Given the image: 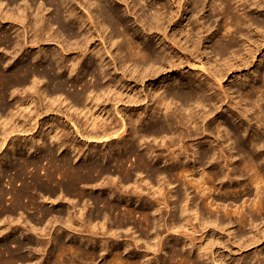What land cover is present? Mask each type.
<instances>
[{
    "label": "bare ground",
    "instance_id": "obj_1",
    "mask_svg": "<svg viewBox=\"0 0 264 264\" xmlns=\"http://www.w3.org/2000/svg\"><path fill=\"white\" fill-rule=\"evenodd\" d=\"M114 1L115 0H0V51L2 53L0 54V118L5 116L7 119L9 113L13 110L9 108L10 105L8 101H6V97L10 96L14 99L13 95L20 91V93H24V96H20V98L13 103L17 104L18 114L22 112L26 113L21 117V123L15 122V120L10 123L8 120L9 118L7 119L9 122L6 120L3 121V118L2 120L0 119V121H3L2 124L0 123V142L5 144L8 135L15 132L23 133L28 131L27 133H29V131L33 130L35 127H33V125L29 126L30 123H26L27 115L33 118L55 111V116H62L65 114L68 122H72V117L68 114V111L72 110L76 115L83 113L84 118L83 126L80 125V127L82 126L83 128L76 126L73 122L71 123L76 129V134L93 142L98 141L100 145L105 143L106 146H109L106 148V151H104L103 156H100L102 159L106 160V162L103 163L92 161L93 158L99 156V152L93 151L89 146L86 148L85 152L83 148H75L76 146L71 148L69 145V148H71L69 153L73 155V159H89L88 163L85 164H78L77 162L73 164L68 156L63 155L59 158L56 155L57 152L60 153V151H64V144L61 138H63L65 131L62 132V128L56 125H49L46 130L43 129L44 131L41 133L40 137L39 134L31 135L33 142L41 140V143L35 146L32 143L30 147H25V152L33 150V153L35 152L37 155L39 151L47 146L43 156L46 157L49 163L54 165V171L46 174V181H43L40 176L34 174L33 183L31 185L23 186L19 189H10L12 190L11 198L15 201L14 206L11 208L2 206L3 195L6 194V191L3 188L0 189V205L2 206L0 209V221L2 222L5 217H8L6 224L9 225L4 228L0 222V230L2 229L0 231V238H12L10 244L4 243L0 246V264H165L168 260L171 261V264H206V261L209 259H212V262L216 261L215 252L211 250L212 248L210 249V244L192 243L193 241L191 242L189 238V242L182 241L174 236L172 232H183L184 230L189 232L188 230L190 228L193 230L197 225L198 227L200 226V228L202 226L212 225L213 230L216 229V225H221L222 228H220L224 229L229 227L231 223H234L232 221L233 214H236L234 216L236 224L253 234L249 240L252 241L259 235L258 231L254 232V216H247L245 211L240 210L241 208H238L239 210L228 211V209L233 208L227 209L226 207L222 212L210 208L213 205L208 202L209 199L206 202V198L208 197L206 196L205 198V195L208 188L205 186V183H196L194 181L195 184H193L192 187L193 192L188 191L190 187L189 184L193 181V179L190 178V174L194 173V170H196L195 172L197 173V169L201 165L211 162V166L216 165L222 168V161L218 158H214L217 148L213 146V142L210 141V138L209 140H204V142L198 139L202 136L200 135L201 131L202 133L210 134L208 121L216 120L218 128L221 126L225 127L226 135L230 136L232 133L230 137L233 138L232 149H235V152H232L231 149H228V154L225 152L223 167L232 166L230 168L235 171V174H239V179L245 176L249 179L250 186H256V189H253L256 190L257 200H255V203L252 202L254 203L253 208L254 211L260 214L262 219H264V137L260 135L258 131L254 132L251 129L253 120H258L255 123L259 122L257 129H264V89L261 88L259 80L255 78L253 83L251 82L252 84H250L248 88L246 87L247 89L244 88L243 91L238 92L242 93L240 94L241 97L239 96V101H236L232 97L229 98L230 94L227 92L228 90L224 91L221 87L222 93L220 89V91H218V85H216V82L220 81L217 80L218 78L225 76L229 70L233 68L236 69L240 66L250 65H247L248 61H253L256 55H260L262 51L261 49L264 46V30L261 28L262 31H260V29L256 27L258 31L255 29V33L254 31L251 32V27L259 26V24H253L251 22L246 10L249 6L250 8L252 6L255 8L257 0H254L255 2L253 0H219L220 5L223 4L225 12L229 15L223 22L224 34L227 36L231 29L233 32L228 36V41L226 43L220 42L219 39L214 40V43L218 44V46L214 49L211 45V50L207 47H205L204 50L201 49L204 42L207 43L209 41L207 31L210 26H205L198 22L199 25L193 27L190 21H184V24H181V28L174 29L172 33L168 32V28H170L172 24L175 25L178 23L177 20L174 21V18L177 17V14L180 15L179 9L181 7L179 5L173 10L174 8L165 2H159V7L145 4V8L142 7L143 4H141L143 0H123V2L127 1V6L123 10L118 4H115ZM186 1L187 0H185V2ZM189 2L190 0L187 4H189ZM191 2L198 7L202 0H191ZM231 2H233V4ZM37 3L38 5H36ZM248 3H251V5ZM47 4L49 6H46ZM7 5H15V11L6 9ZM223 6L220 8H223ZM213 9H215V7H213ZM233 10L236 11L237 16H233ZM240 10L242 13H237ZM126 13L134 14L135 21L142 26V35L127 24ZM184 15L185 13L180 15L181 20H183ZM200 19L201 18H199V20ZM5 20H7V22H4ZM15 22L19 25L16 26V24H14ZM247 25L248 28L251 29L249 32L252 33V36H249L248 31L246 33L241 32L242 27ZM237 34L242 35V38L243 34H245L242 42L237 39ZM63 36H65V38ZM154 38H157V41L154 40ZM66 39H74V42H68ZM96 39H98V42H94V44L96 43L94 46L91 42ZM46 40L47 42H51L52 40H57V42L60 41V43L64 44V49L66 50L76 48V56L66 59L65 56L60 55V51L56 48L42 47L41 43ZM91 45H93L92 48ZM59 46L63 48L62 45ZM33 47H37V51L33 52ZM107 48H113L116 53L112 55ZM29 49L31 50L29 51ZM242 50L244 52H241ZM228 51L234 53L236 61L233 62L234 57H232L231 54L232 58H227L225 62L223 60L222 66H217L218 63H215L217 60L212 59L211 53L219 56V62L221 63V59H226L223 57L224 52ZM200 56L207 58V64L211 66V69L202 64L203 62H201ZM107 57H111L114 63L118 65L124 78L128 76L135 81H144L146 78L150 79L153 76L162 75V82L157 87L152 86L153 83H151L152 87L148 93H143L138 90L134 91L133 88H130L128 92L124 93L122 91L124 85L120 84V86H118V81L114 83L111 80L112 76L109 70L110 63L106 61ZM195 62H199V68L198 66L195 67ZM173 74H175V76H173ZM86 77H89V79L85 80ZM69 81L71 82L70 87L76 86V91H73L72 94H66L65 91ZM261 81L264 82V76ZM78 85H82V87L79 88ZM109 95H116L121 99L124 97L123 99L126 100L124 103L128 106L145 102L146 99L148 101L150 100L152 104H156V106L152 108L151 117L146 121H143V117L139 114L138 116L136 115L135 121L132 120L131 115H126L129 120V123H127L124 119L125 117L123 118L118 108L116 109L115 116L109 118V121H104L101 115L92 119L91 117L98 112L96 107L99 105V100ZM62 104H65L66 107L63 114L59 113ZM173 104L174 107H178L182 111L190 110V113H192L191 117L193 115L194 130L193 132L184 130L187 132H184L186 134L184 137L185 139L186 137H190L189 139L194 143L192 146L190 145V148H188L189 146L183 147L180 145V153L170 152V156L172 157L169 161V158L167 159L169 155L161 157L162 155L152 149L151 146H149L150 144L147 143L148 145H146L145 143L146 146H144L142 143L146 140L148 141L149 137H153L152 139L156 140L157 137L165 138L167 136L174 123L173 117H176L172 115L173 117L171 118L169 114L172 111ZM224 106H228V111H230L233 116H236L237 119L241 118L240 120L244 123L242 124L244 125V130L242 132V129L231 128L228 125L229 123H227L225 119H222L221 116L225 113ZM239 106H241V108ZM131 108L132 107H130V109ZM116 116H119L121 120H118ZM219 117L221 118L218 119ZM179 120L182 126L186 124L183 117H180ZM187 121L189 122V120ZM36 123L38 122L36 121ZM250 130H252V132H250ZM199 131L200 133L198 134ZM123 133H125V135H123ZM45 136L49 137V144L44 141ZM180 136L182 135L180 134ZM161 138L159 141H161ZM241 139L244 141H240ZM14 142L13 140L12 143ZM246 142L253 145V148L250 149L248 148L249 146L246 147ZM1 143L0 145L2 146ZM52 143L55 150L49 146ZM203 143L212 144L211 149L206 151V149L202 147ZM173 144L174 139L170 138L169 143L166 145L171 147ZM141 146L144 147V153H138L135 162L128 167L127 161L131 159V156L136 154V150ZM16 147L15 144L11 147L13 149L11 159L1 162L0 172L4 171L3 164H8V162L14 167L20 166L18 172H21V174H23L27 164H32L35 168L37 167V162L34 160L24 161L23 165L22 163H16L17 158L15 155L16 152L19 151V148L17 150ZM64 148L66 149V147ZM114 149L118 150V152L120 151L121 154L125 153V155L113 157ZM225 150L221 148L220 152L223 154ZM169 151L170 150H168V152ZM189 151L191 152L188 153ZM151 154H154V157L157 159L161 157L164 164L167 165V169L155 164L156 162L153 163V160L149 158L152 156ZM190 155L192 156L191 161L187 160V158L190 159ZM209 159H211V161ZM109 160L114 162L115 170H112L107 164ZM215 170L211 173L213 177L220 176L221 178H228L230 183H234V177L236 176L232 177V173H219ZM60 171L63 172L60 173ZM226 171H228V168ZM142 173L146 174L148 177V181L146 180L144 184L142 182L145 178H142L139 183L138 181L140 178H137V176H141ZM115 174H118L116 175L118 177L117 180H115ZM56 175L62 176V179L64 177L66 180H62L59 176L56 178ZM104 177H106L105 179H108V181L102 180L101 183L100 179H104ZM173 177L177 178L180 186L177 189H170V195H167L170 200L173 198L169 203L170 205H168L170 207V218L166 223L160 224L161 222H157L156 213H158L159 206L166 203L160 199L164 200V195L168 192L167 187L171 188V186H167V190H164L163 184H166V181L168 182V179ZM239 181L240 180H237V182ZM131 182L133 183L132 187L134 192L139 193V197L147 191L144 194V196L147 194V197H141L142 205L145 207L148 206V209L145 211H139V216L142 217L141 221H139L140 219L136 220L132 217V214H135L133 210L122 211L124 214H114L119 205L109 198L113 196V190L117 188L122 189V187L119 186L123 185L120 184ZM10 184H12V182ZM80 185H83V187L91 186V188L94 190L97 189L98 191L102 190L101 195L88 198V200H92V203H95L96 206L100 203H102L100 204V206H102H97L94 212L90 210V212L84 215L82 210L79 209V213L76 211L77 207L80 206H77V203L75 204L74 202L72 205L67 204L69 206L65 207L66 210L59 209L57 211L58 216L52 215L51 218L52 212L43 210L42 208L40 212H37L41 213V216L36 218L29 219L28 216L24 217V215L20 214V218L22 219V224L19 223L22 227L21 231L13 227L12 224L14 221H12L13 219H9V217L11 218L13 214L19 211L23 213L27 208H30L31 205L37 209V207L41 205L40 201L37 203L40 198L41 200L45 199L48 201L50 206L61 204L63 198L72 192H76V196L79 199H77V201L85 199L88 193L86 194L84 191L85 188H80ZM228 186H230V184ZM104 192H107V196L103 195ZM155 194L157 195L155 196ZM150 195L156 200H152V198L149 197ZM254 196L255 195H253V197ZM114 197L113 199L115 200ZM121 198V195H117V199L120 200ZM42 202H44V200ZM235 202L233 200L232 203ZM90 203L88 205H91ZM156 204L157 207L155 206ZM165 205H167V203ZM230 205L232 204L230 203ZM234 205L237 207V203ZM217 207L218 206H216V208ZM73 208L76 212L75 215L71 213V209L73 210ZM80 208L82 209V207ZM108 210H112L113 215L110 216ZM60 218H64V225H66L68 229H72L70 231H73V229L76 231L81 230L85 231L86 234H83L84 232L80 234L77 232L70 233V231L67 232L65 229L56 230L55 228L54 230L53 227V231H51L46 227L47 230L41 226V228L35 226L36 224L54 225L62 221L59 220ZM7 219H5V222ZM193 219H195V221L197 220V225H194ZM95 221H97L98 224L94 223ZM26 225H29L30 228L27 229ZM161 225L169 232L165 237L161 236ZM135 228L138 229L135 230ZM5 230L7 232H5ZM125 232H128L126 235L129 236V239L127 240L124 237L125 239L119 240ZM227 233L237 237L239 240L244 238L242 233L238 234L235 230ZM99 234H101L102 237H100ZM15 235L18 237L16 238ZM85 235H87V238ZM43 236L48 237V242L45 240L48 244H46L45 241L42 242L41 237ZM210 237L211 236H209L208 239H210ZM64 238L71 240L70 245H66L67 243H65ZM26 239L34 241V246H28L25 242ZM215 240L216 238L213 239L212 235L210 242H215ZM140 241H142V244H140ZM217 242L218 244L222 243V239L217 238L216 243ZM143 246L145 251L140 250ZM158 252H160V254L156 255L155 253ZM149 254L151 256H149ZM257 254V256H259L258 260H254L255 256L249 255L245 258L244 264H246V262H248L247 264H263L264 248L258 251ZM217 259L219 264H238L236 263L237 261L230 262V260L224 256H219Z\"/></svg>",
    "mask_w": 264,
    "mask_h": 264
},
{
    "label": "rangeland",
    "instance_id": "obj_2",
    "mask_svg": "<svg viewBox=\"0 0 264 264\" xmlns=\"http://www.w3.org/2000/svg\"><path fill=\"white\" fill-rule=\"evenodd\" d=\"M130 1V0H129ZM144 1V2H143ZM142 2H141V4H143V6L142 7H145L146 8V5L145 4H148V5H152V6H154V7H159V2H165L166 4H168V5H170L172 8H174L173 10H175L176 8L175 7H177L178 5L181 7L179 10V13H180V15L181 14H184L185 13V15H184V18H183V20H181L180 19V15L179 14H177V17L176 18H174V21H178V23L177 24H172L171 26H170V28H168V32L169 33H172V31L174 30V29H179V28H181V24H184V21H190L192 24V26L193 27H197L199 24H198V22H200L202 25H205V26H210V28L208 29V31H207V35H209V41L206 43V42H204V45L203 46H201V49L202 50H204V48L205 47H207L209 50H211V45L213 46V48L215 49L216 48V46H218V44H216V43H214V40H216V39H219L220 40V42H222V43H226L227 41H228V36L229 35H231V33L233 32V30L231 29L230 30V32L228 33V35L226 36L224 33H225V31H224V28H223V22L228 18V14L225 12V10H224V6H223V4L222 5H220V1L219 0H202V2L200 3V5L198 6V7H196L194 4H193V2H191V0H190V2H189V4H187V2L189 1V0H187L186 2H185V0H143ZM168 1V2H167ZM217 2V4H216V2ZM254 1V0H253ZM256 1V0H255ZM254 1V2H255ZM126 2L127 1H124L123 2V0H115L114 1V3L115 4H118V6L121 8V9H125V7L127 6V4H126ZM177 3H179V4H177ZM180 3H181V5H180ZM193 5H192V4ZM232 4H233V2H231ZM252 3V2H251ZM251 3H248V4H250L251 5ZM256 3H257V5L255 6V8H254V6H252L251 8H250V6L249 7H247V12H248V14H249V19L251 20V22L254 24V23H256V24H259V26H252L251 27V29H252V31L251 32H253L254 31V33L256 32L255 31V29L258 31V29H260V31H262V30H264L263 29V27H264V1H262V0H257L256 1ZM261 5H260V4ZM126 4V5H125ZM157 4H158V6H157ZM177 4V5H176ZM185 4H187V5H185ZM253 4V3H252ZM36 5H38V3L36 4ZM189 5V6H188ZM191 5V6H190ZM220 5V6H219ZM263 5V6H262ZM46 6H49L48 4L46 5ZM184 8H183V7ZM223 6V8H220V7H222ZM8 7V8H7ZM10 7V8H9ZM195 7V8H194ZM213 7H215V9H213ZM259 7H261V8H259ZM13 8V9H12ZM186 8V9H185ZM263 8V9H262ZM6 9H8L9 11H15V9H16V6L15 5H7L6 6ZM183 11V12H182ZM186 11V12H185ZM234 12H233V16H237V14H236V11L235 10H233ZM237 13H242V11L240 10V11H238ZM227 16V17H226ZM226 17V18H225ZM126 18H127V24L133 29V30H137L138 32H140L141 33V35H142V26H141V24L139 23L138 24V22H136L135 21V16H134V14L132 13V14H127L126 13ZM199 18H201L200 20H199ZM198 19V20H197ZM4 22H7V20H5ZM185 22V23H186ZM14 24H16V22L14 23ZM246 24H248V23H246ZM19 24H16V26H18ZM262 26V27H261ZM246 27V28H245ZM258 29H257V28ZM248 25L247 26H243L242 27V30H241V32H243V33H246L247 31H248V34H249V36H252V33L251 32H249V30H251L250 28H248ZM261 28H262V30H261ZM206 34V33H205ZM64 38H65V36H63ZM245 37V34H243V38ZM243 38H242V35H238L237 34V39L240 41V42H242V40H243ZM68 42H71V43H73L74 42V39H66ZM154 40H156L157 41V38H154ZM51 41V40H50ZM94 42H98V39H96L95 41H92L91 42V44L93 43L94 44ZM95 43V44H96ZM95 44H94V46H95ZM59 45H62V47L63 48H61V46H59ZM108 45V44H107ZM41 46L43 47H51V48H56V49H58L59 51H60V55H62V56H65L66 57V59H68V58H71V57H75L76 56V48L74 49H69V50H66V49H64V44L63 43H60V41H58L57 42V40H52L51 42H47V40L46 41H43L42 43H41ZM93 47V45H91V48ZM108 47H109V45H108ZM37 47H33V52H35V51H37ZM107 49H109V48H107ZM31 49H29V51H30ZM262 51H261V53H260V55H256V58L255 59H253V61L252 60H250V61H248V63H247V65L248 64H250V65H248V66H240L239 68H233L232 70H229V72L225 75V76H223V77H221V78H218L217 80H220L219 82L217 81L216 82V85H218L217 86V89H218V91H220L222 88H223V90L224 91H227L230 95H229V98L230 97H232V98H234L236 101L238 100V99H240V94L242 93V92H240V93H238L239 91H243L244 90V88L245 89H247L248 88V86L250 85V84H252L253 83V80L255 79V78H257V80H259V83L261 84V88L262 89H264V82L263 81H261V79L263 78V76H264V60H263V57H264V46L262 47V49H261ZM12 51V50H11ZM109 51H110V53L112 54V55H114L116 52L113 50V48H110L109 49ZM241 52H244L243 50L241 51ZM240 52V53H241ZM0 54H2L1 53V51H0ZM231 54H232V57H234L235 55H234V53H232L231 51H228V52H224V55H223V57L224 58H226V59H221V63L219 62L220 61V59H219V56H217V55H215V54H213V53H211V56H212V59L213 60H217L215 63L217 64V66H222V64H223V60H224V62L225 61H227V58H232L231 57ZM217 57V58H216ZM236 57V56H235ZM235 57H234V59H233V62H235L236 60H235ZM262 57V58H261ZM237 58H238V56H237ZM261 58V59H260ZM200 59H201V62H203L202 64L203 65H206V67H208V68H210L211 69V66L210 65H208L207 64V58L206 57H202V56H200ZM262 62H261V61ZM106 61H108V63H110V66H109V70H110V75L112 76V78H111V80L115 83L116 81H118V83H117V85L118 86H120V84H122V85H124V87L122 88V91L124 92V93H126V92H128L129 90H130V88H133L134 89V91L135 90H138V91H141V92H143V93H148L149 92V90L151 89V87L152 86H154V87H157V86H159L160 84H161V80L163 79L161 76L162 75H157V76H153L152 78H146L144 81H141V80H137V81H135V80H133V78L131 79V78H129L128 76H126L125 78H124V76H123V73H122V71H121V69L118 67V65L117 64H115L114 63V61H113V59H111V57H107L106 58ZM205 63V64H204ZM220 63V64H219ZM69 64V63H68ZM198 66V68H199V66H200V64H199V62H195V67H197ZM195 69H197V68H195ZM199 70V69H198ZM255 72V73H254ZM251 74V75H250ZM255 75V76H254ZM172 76V75H171ZM173 76H175V74H173ZM234 77V78H233ZM245 77V78H244ZM164 78H166V77H164ZM89 79V77L87 78L86 77V79L85 80H88ZM242 79V80H241ZM153 80V81H152ZM252 82V83H251ZM92 83V82H91ZM151 83H153V85L151 86ZM155 83V84H154ZM241 83H242V85H241ZM263 83V84H262ZM81 84V83H80ZM224 84V85H223ZM70 85H71V82L69 81L68 82V86L66 87V94H72L73 93V91H76V86H72V87H70ZM82 85H83V82H82ZM82 85H78L79 86V88H81L82 87ZM127 85V86H126ZM222 87V88H221ZM247 87V88H246ZM221 88V89H220ZM220 89V90H219ZM21 92V91H20ZM15 93L13 96H14V99H12L10 96H7L6 97V101H8V104L10 105L9 106V108L12 110V112L11 113H9V115H11V116H9L8 115V120L10 121V123H11V121H14L15 120V122H20V120L22 119L21 117L23 116V114H26L25 112H22V113H20V114H18V110H17V104L15 103H13L14 101H16L18 98H20V96H24V93ZM220 92H222L223 93V91L221 90ZM125 95V94H124ZM240 96V97H239ZM28 98V97H27ZM124 98V97H123ZM122 98V99H123ZM120 97H117L116 95H113V96H111V95H109V96H106L105 98H101L100 100H99V105L96 107V110L98 111V112H96L94 115H93V117H91L92 119H95L97 116H102L103 117V119H104V121H106V120H108L109 121V118H111V117H113V116H115V113H116V109L118 108L119 109V111H120V113L122 114V116H123V118L126 120V122L127 123H129V120L127 119V117L129 116V115H131V117H132V120H136V117L138 116V114L141 116V117H143L142 118V120L143 121H146L147 119H149L150 117H151V112H152V108L153 107H155L156 106V104H152V102L149 100H145V102H142V103H138L137 105H127V104H125L124 103V101H126L125 99H123L122 100ZM10 101V102H9ZM227 101V100H226ZM239 101V100H238ZM147 102V103H146ZM0 103H1V100H0ZM226 103V102H225ZM13 104V105H12ZM224 105V104H223ZM177 106H178V104H177ZM130 107H132L131 109H130ZM240 108H241V106H239ZM53 108H55V107H53ZM173 108H174V110H173ZM178 107H174V104H173V106H172V111L169 113L170 114V117L172 118L173 116L172 115H174V116H176V117H173V121H174V123H173V126H172V130L170 129V132L167 134V136L165 137V138H161V137H157L156 138V140L154 139H152L153 137H149L148 138V141L146 140L144 143H142V145L144 144V146H146V145H148V144H150L149 146H151V148L152 149H154V150H156L157 151V153L158 154H160V155H162L161 157H163V156H167V155H169L168 157H167V159L170 161L171 160V157L172 156H170V152H175V153H180V151H181V146H183V147H188V148H190V145L192 146V144L194 143L191 139H189L190 137H186V139H185V137L184 136H186V134L185 133H187L188 131H191V132H193V127H194V121L192 120V117H193V115H192V117H191V114L192 113H190V110H180V108H178ZM65 109H66V107H65V104H62V106L60 107V112L59 113H64V111H65ZM180 111H181V115H180ZM186 111V112H185ZM224 111H225V113L224 114H222L223 116H221L222 117V119H225L226 120V122L227 123H229L228 125L231 127V128H233V129H242L241 130V132L244 130L243 129V126L244 125H242V124H244L243 122H242V120H240L241 118H236V116H233L232 115V113L230 112V111H228V106H224ZM228 111V112H227ZM251 112V111H250ZM184 113H186V114H184ZM55 111H53V112H48L47 114H42L40 117H33V118H31V116L30 115H27L26 116V123H30L29 124V126H32L33 125V127H35V128H33V130H31V131H29V133H27L28 131H25V132H23V133H19V132H15V133H13V134H11V135H8V137H7V141H6V143L5 144H3V143H1L2 144V146L0 145V167H1V162H3V161H9L10 159H11V155H12V146H13V144H15V147H16V149L18 150V148H19V151H17L16 152V155H15V157L17 158V160H16V163L18 162V163H22V165H23V163H24V161L25 162H27V161H31V160H34V161H36L37 162V164H36V168H35V166L33 165L32 166V164H27V166H26V168H25V170L23 171V174H21V172H18L19 171V167L20 166H18V167H14L13 165H10L9 164V162H8V164H3V169H4V171L3 172H0V189L1 188H3L5 191H6V194L5 195H3V199H2V206L3 207H7V208H11V207H13L14 206V204H15V201H14V199L13 198H11V195H12V190H10V189H12V188H16V189H19V188H22L23 186H28V185H31L32 183H33V178H34V174L35 175H37V176H40L41 177V179H43V181H46V174L47 173H49V172H53L54 171V165L52 164V163H49V161L46 159V157L45 156H43V154L45 153V148L47 149V146H45L44 148H43V150H41V151H39V153L36 155L35 154V152L33 153V150H30V151H28V152H25V147L26 148H28V147H30V145L33 143V145L35 146V145H38V143H41V140H36V142H33L32 141V139H31V135L32 134H39V137L41 136V133H43V131L44 130H46L48 127H49V125L51 126V125H56V126H59L60 128H62L63 130H62V132H64V135H63V138H61V141H62V143L64 144L63 145V152H61L60 151V153L59 152H57V157H62L63 155H66V156H68L69 157V159L71 160V162L73 163V164H76V162L78 163V164H85V163H88V161H89V159H80V158H75V159H73V155L72 154H70L69 152H70V150H71V148L74 146H76L75 148H83V150L86 152V148L89 146L90 147V149H92L93 151H98L99 152V156H97V157H95V158H93L92 159V161H96V162H103V163H105L106 162V160H104V159H102V157H100L101 155L103 156V153H104V151H106V148H108L109 146H106L105 145V143L103 144V145H100V143L98 142V141H95V142H93V141H91V140H87L86 138H84V137H81V135H79V134H76V132H75V128H74V126L71 124L72 122L73 123H75L76 124V126H78V127H80V125H82L83 126V124H84V118H83V113L82 114H80V115H76L75 113H73L72 112V110H69L68 111V114L69 115H71V117H72V122L71 121H69L68 122V119H67V117L65 116V114H63L62 116L61 115H57V116H55ZM135 114V115H134ZM190 114V115H189ZM250 114V113H249ZM126 115H128V116H126ZM137 115V116H136ZM178 116V117H177ZM11 117V118H10ZM14 119H13V118ZM180 117L182 118L183 117V119H185L184 121L186 122V124H183V126H182V124L180 123ZM189 117V118H188ZM221 117H219L218 119H220ZM231 117H233V118H231ZM234 117H235V119H234ZM2 118H3V121L4 120H6V121H8L7 119H6V117L5 116H3V117H1L0 119L2 120ZM5 118V119H4ZM38 118V119H37ZM116 118L119 120L120 119V117L118 116H116ZM12 119V120H11ZM237 119V120H236ZM121 120V119H120ZM125 120H124V122H125ZM175 120H176V122H175ZM187 120H189V122L187 121ZM239 120V121H238ZM3 121H0V123L2 124V122ZM8 121V122H9ZM36 121L38 122V123H36ZM133 121V122H134ZM258 121V120H257ZM256 120H253V122L251 123L252 125V127H251V129L254 131V132H259L260 133V135H262L263 137H264V129H257V127L259 126V122L258 123H255V122H257ZM122 122V121H121ZM191 122V123H190ZM214 122V123H213ZM21 123V122H20ZM179 123V124H178ZM1 124H0V126H1ZM37 124V125H36ZM189 124H193L192 126L191 125H189ZM128 125V124H127ZM187 125V126H186ZM215 125H216V127H215ZM257 125V126H256ZM80 127V128H83V127ZM129 126V125H128ZM191 128H189V127ZM210 126V127H209ZM185 127V128H184ZM184 128V129H183ZM208 128H209V133L210 134H206V133H202V131H201V133H200V131L198 132V134L200 133V135H202V136H200V135H198V136H200L198 139L201 141V142H204V140H209V138H210V141L211 142H213L212 144H213V146H216V150H215V152H216V154H215V156H214V158H218V159H220L221 161H222V168H219V167H217L216 165H214L215 166V168H214V166H211V162H209V163H206L205 165H201L200 167L202 168H198L197 169V173L195 172L196 170H194L193 172L194 173H191L190 175V178L191 179H193V181L191 182V184H189V188H188V191L189 192H193V184H195V182L197 183V182H203V183H205V186L208 188V190L206 191V195H205V198H206V196L208 197V198H206V202H207V200L209 199V203H212V205L213 206H211L210 208H214V210L215 209H217V211H220V212H222V210H224V208H226L227 207V209L228 208H233V209H228V211L229 210H239L238 208H241L240 210H243V211H245V213H247V216H249V215H251L252 217H253V219H254V223L253 224H255L254 226H255V231L254 232H256V231H258L257 233L259 234L254 240H249V238L250 237H252V235L253 234H251V233H249L248 232V230H245V229H243L242 227H240L238 224H236V222L234 221L235 220V215L233 214L232 215V221L234 222V223H231L230 225H229V227H227V228H224V229H221L222 228V226L221 225H216V229H212V225H207V226H202L201 228H200V226L198 227V222H197V220L195 221V219H193V222H194V225H197V227H194L193 228V230L191 229H189L188 231L190 232V235H189V232H187L186 230H184L183 232H181V231H175L174 233L172 232V234L174 235V236H176L177 238H179L180 240H182V241H187V242H189V240L192 242V243H197V244H210V249L212 250V251H214L215 252V258H216V261L215 262H212V259H209V260H207L206 261V264H219V261H218V259L217 258H219V256H224L225 258H227V259H229L230 260V262H232V261H237L236 263H238V264H244L245 262H244V260H245V258L247 257V256H249V255H251V256H255L254 257V260H258L259 259V256H257L258 254H257V252L258 251H260L262 248H264V225H263V223H264V219H262V217L260 216V214H257L255 211H254V203L256 202L255 200H257V196H256V186H254V185H249V183H250V181H249V179H247V177H240V179H239V177H238V175L239 174H235V171L234 170H232L230 167H232V166H229V167H223V162H224V159H225V157H224V154H225V152L228 154V149H231L232 150V152H235V149H232V147H233V142H232V139L233 138H230L231 137V135H232V133L230 134V136L229 135H226V130H225V127H223V126H221V127H219L218 128V126H217V124H216V120H212V121H208ZM223 128V129H222ZM35 129V130H34ZM44 129V130H43ZM219 129V130H218ZM181 130H182V132H181ZM187 131V132H185V131ZM252 130H250V132H252ZM179 131H180V133H179ZM120 132V131H119ZM173 132V133H172ZM185 132V133H184ZM219 133V135H218V133ZM221 132V133H220ZM176 133V134H175ZM178 133V134H177ZM24 134H26V135H24ZM30 134V135H29ZM174 134H175V137H174ZM180 134L182 135V136H180ZM214 136H212V135ZM123 135H125V133H123ZM206 135V136H205ZM209 135V136H208ZM10 136V137H9ZM13 136V137H12ZM18 137V138H16V137ZM192 136H193V134H192ZM22 137V138H21ZM169 137V138H168ZM177 137H178V139H177ZM180 137V138H179ZM183 137H184V139H183ZM202 137V138H201ZM206 137H208V138H206ZM243 137V136H242ZM15 138V139H14ZM20 138V139H19ZM159 138V139H158ZM160 138H161V141H159L160 140ZM170 138H173L174 139V144L173 145H171V147L169 146V145H166V144H168L169 143V141H170ZM188 138V139H187ZM216 138V139H215ZM244 138V137H243ZM15 141L14 143H12V141L13 140ZM64 139V140H63ZM67 139V140H66ZM168 139V140H167ZM182 139H183V141H182ZM228 139V140H227ZM11 141V142H10ZM16 141H18V142H16ZM44 141H46L48 144H49V137L48 136H45V138H44ZM65 141V142H64ZM166 143H165V142ZM181 141V142H180ZM190 141V142H189ZM216 141V142H215ZM240 141H244V140H240ZM180 142V143H179ZM25 143V144H24ZM71 143V144H70ZM145 143H146V145H145ZM148 143V144H147ZM177 143H178V145H177ZM183 143V144H182ZM247 143L248 142H246L245 143V145H246V147L247 146H249L248 148H250V149H252L253 147V145H251V144H249L248 143V145H247ZM160 144V145H159ZM189 144V145H188ZM205 144V145H204ZM212 144H206V143H203L202 144V147L203 148H205L206 149V151H208L209 149H211V145ZM229 144H231V145H229ZM71 146V148H69L70 146ZM113 145H114V143H113ZM163 145V146H162ZM165 145V146H164ZM181 145V146H180ZM208 145V146H207ZM227 145V146H226ZM50 146V148H53V150H55V147H54V145H53V143L52 144H50L49 145ZM231 146V147H230ZM251 146V147H250ZM64 147H66V149L64 148ZM68 147V148H67ZM167 149H165V148ZM170 147V148H169ZM180 147V148H179ZM219 147H221V148H223L224 150L225 149H227V150H225L224 151V153L222 154L221 152H220V149L221 148H219ZM224 147H226V148H224ZM228 147V148H227ZM144 147H139L137 150H136V154L135 155H133V156H131V159L129 160V161H127V166L128 167H130L131 166V164L133 163V162H135V160H136V158H137V154L138 153H144L143 152V149ZM174 148H175V150H174ZM24 149V150H23ZM158 149V150H157ZM66 150V151H65ZM88 150V149H87ZM161 150V151H160ZM165 150V151H164ZM168 150H170L169 152H168ZM173 150V151H172ZM234 150V151H233ZM264 150V149H263ZM68 151V152H67ZM114 151V154H113V157H116L117 155H125V153L123 154H121V152L119 151L118 152V150H116V149H114L113 150ZM168 153H167V152ZM204 151V150H203ZM191 151H189L188 153H190ZM256 152V151H255ZM257 152H259V151H257ZM166 153V154H165ZM154 154H155V152H154ZM154 154H151L152 156H150L149 158H150V160H153L152 162L153 163H155V164H157V165H159L160 167H163V168H165V169H167L166 167H167V165H165L164 164V162H163V159L160 157V159H157L156 157H154ZM6 155V156H5ZM7 157V158H6ZM14 157V156H13ZM44 157H45V159H44ZM152 157V158H151ZM9 158V159H8ZM28 158H29V160H28ZM189 158L190 159H188L187 158V160H192V156L190 155L189 156ZM129 159V158H128ZM127 159V160H128ZM112 160V159H111ZM111 160H109V161H107V164L111 167V169L112 170H115L116 168H114L115 167V164H114V162H112ZM158 160V161H157ZM210 161H211V159H209ZM235 160V159H234ZM213 161V160H212ZM163 163V164H162ZM165 165V166H164ZM207 165V166H206ZM211 166V167H210ZM33 167H34V169H33ZM210 167V168H209ZM43 168V169H42ZM206 168H208V169H206ZM219 168V169H218ZM226 168V169H225ZM227 168H228V171H226L227 170ZM211 169V170H210ZM213 169V170H212ZM215 169H217V170H215ZM220 169H222V170H220ZM201 170V171H200ZM206 170H207V172H206ZM216 171V172H221V173H232L231 174V176L232 177H234V176H236V177H234V183H230L229 182V179L228 178H221L220 176H218V177H213L212 175H211V173L213 172V171ZM220 170V171H219ZM231 170V171H230ZM224 171V172H223ZM63 171H60V173H62ZM202 172V173H201ZM196 173V174H195ZM226 173V174H227ZM234 173V174H233ZM204 174V175H203ZM116 175H118V174H115V176ZM144 175V176H143ZM59 176V175H58ZM57 175L55 176L56 178L58 177ZM140 175H138L137 176V178L139 179V181H138V183L139 182H141V179L142 178H145V180L142 182L143 184H144V182L147 180L148 181V177L146 176V174H144V173H142L141 174V176L139 177ZM208 176V177H207ZM211 178H210V177ZM61 179H62V176H59ZM202 177V178H201ZM231 177V178H232ZM106 177H104V179L102 178V179H100V181H101V183H102V180L103 181H108V179H105ZM117 176L115 177V180H117ZM240 180L239 182H237V180ZM243 178V179H242ZM245 178V179H244ZM137 179V180H138ZM172 179V180H171ZM171 179H168V182L166 181V184L164 183L163 184V186H164V190H167V188H168V192H166L165 194L166 195H164L165 196V198H166V196L167 195H170V193H169V191H170V189H172V188H179V186H180V183H179V181L177 180V178L176 177H173V178H171ZM203 179H206V180H203ZM208 179V180H207ZM215 179V180H214ZM219 179V180H218ZM62 180H66V178H64L63 177V179ZM218 180V181H217ZM247 180V181H246ZM12 182V184H10L11 182ZM99 181V182H100ZM195 181V182H194ZM204 181H206V182H204ZM210 181H211V183H210ZM225 183H224V182ZM209 182V183H208ZM214 182V183H213ZM221 182V183H220ZM170 183V184H169ZM179 183V184H178ZM219 183V184H218ZM125 184V185H124ZM169 184V185H168ZM227 184V185H226ZM230 184V186H228ZM243 184V185H242ZM120 185H123V186H119V187H122V189H116V190H113V192H114V194H113V196L111 197H109V198H111V200L112 201H114V203H117V205H119V206H117L118 207V209L114 212V214H118V213H122V214H124V212L125 211H127V210H133L134 212H135V214H132V217L134 218V219H136V220H139V221H141V219H142V217H140L139 216V211H145L146 209H148V206H144V205H142V203H141V201H142V199H141V197L142 198H145V197H147L146 195L144 196V194L147 192H145V193H143V194H141L140 196L141 197H139V193H135L134 192V189H133V187H132V185H133V183L131 182V183H123V184H120ZM129 185V186H128ZM215 185V186H214ZM124 186H125V188H124ZM128 186V187H127ZM167 186H171V188H169V187H167ZM225 186V187H224ZM233 186V187H232ZM241 186H243V187H241ZM245 186H247V187H245ZM254 186V187H253ZM85 188L84 189V191L86 192V194H87V196L85 197V199H83V200H81V201H77V196H76V192H72L71 194H68V195H66L64 198H63V200H62V203H63V205H62V203L61 204H59V205H57V206H50V204H48V201H46L45 199H42L41 200V198L37 201V203L40 201V206H38L37 207V209H36V207H34V206H30V208H27V210H25L23 213H21V211H19L18 213H15V214H13L12 216H11V218L9 217V219H13L12 221H14L13 222V227L15 228L16 227V229H20V231H21V225L20 224H22L21 222H22V219L20 218L21 216H20V214H22V215H24V217L25 216H28L29 217V219L30 218H36V217H39V216H41V213H37V212H40V209H42L43 208V210H48L49 212H52L51 213V216H50V218L52 217V215L53 216H58V210L59 209H64V210H66V208L65 207H68L69 205H67V204H70V205H72V204H74V202H75V204L77 203V206H80V207H82V209L80 208V207H77V209H76V211H78V213L80 212V210H82L84 213V215H86L88 212H90V210H93V211H91V212H94L95 211V208L98 206V207H101L100 206V204H102V203H100V204H98L97 206H96V204L95 203H92V200H88V198H90V197H95V196H99V195H101V191H98L97 189L96 190H94L93 188H91V186L90 187H83V185L81 186L80 185V188ZM130 187V188H129ZM167 187V188H166ZM209 187H210V189H209ZM241 187V188H240ZM124 188V189H123ZM166 188V189H165ZM212 188V189H211ZM216 188H218V189H216ZM247 188V189H246ZM253 188H255V189H253ZM223 189V190H222ZM225 189H226V191H225ZM247 190V192H246V190ZM130 190H133V191H130ZM192 190V191H191ZM217 190V191H216ZM220 190V191H219ZM235 190H237V191H235ZM243 190V191H242ZM212 191V192H211ZM231 191H233V192H231ZM132 192H133V194H132ZM238 192V193H237ZM106 193V194H105ZM235 194V195H233V194ZM241 193V194H240ZM252 193V194H251ZM207 194H209V195H207ZM226 194V195H225ZM231 194V195H230ZM247 194V195H246ZM104 196H107V192H104V194H103ZM117 195H121L122 196V198L119 200V199H117ZM128 195V196H127ZM131 195V196H130ZM157 194H155V196H156ZM191 195H192V193H191ZM229 195V196H228ZM251 195V196H250ZM253 195H255L254 197H253ZM114 196H116V197H114ZM124 196V197H123ZM235 196V197H234ZM48 197V196H47ZM113 197L115 198V200L113 199ZM126 197V198H125ZM128 197V198H127ZM133 197V198H132ZM150 198H152L151 197V195L149 196ZM160 197V196H159ZM161 198V197H160ZM164 198V200L163 199H160L161 201H165L166 203H167V205H165V204H161V206H159V208H158V213H156V216H157V222L159 221V222H161L160 224H164V223H166V221H169V210H170V207L168 206V205H170L169 203H170V201L173 199H171L170 200V198L167 196V198L165 199ZM212 198V199H211ZM127 199V200H126ZM247 199V200H246ZM251 199V200H250ZM44 200V202H42ZM79 200V199H78ZM126 200V201H125ZM140 200V201H139ZM152 200H156V199H154V198H152ZM168 200V201H167ZM211 200V201H210ZM225 200V201H224ZM227 200V201H226ZM233 200H234V202L235 203H237V207H236V205H234L235 203H232L233 202ZM244 200V201H243ZM252 200H254V201H252ZM4 201H5V203H4ZM77 201V202H76ZM123 201V202H122ZM134 201H135V203H134ZM137 201V202H136ZM139 201V202H138ZM217 201V202H216ZM251 201V202H250ZM81 202H83V203H81ZM86 203V205H85V203ZM91 202V203H90ZM120 202H122V203H120ZM131 202H133V203H131ZM220 202V203H219ZM226 202V203H225ZM252 202H254V203H252ZM91 204V205H88V204ZM129 203V204H128ZM136 203H137V205H136ZM214 203V204H213ZM228 203V204H227ZM230 203L232 204V205H230ZM244 203V204H243ZM5 206H4V205ZM124 204V205H123ZM131 204V205H130ZM223 206H222V205ZM239 204V205H238ZM253 204V205H252ZM82 205H84V206H82ZM88 205V206H87ZM244 205H246V206H244ZM2 206L0 205V209L2 208ZM87 206V207H86ZM131 206V207H130ZM140 206H142V207H140ZM156 207H157V204L155 205ZM164 206V207H163ZM216 206H218L217 208H216ZM235 206V207H234ZM252 206V207H251ZM168 207H169V209H168ZM244 207V208H243ZM84 208V209H83ZM88 208V209H87ZM126 208V209H125ZM139 208V209H138ZM149 208H150V206H149ZM220 208H222V209H220ZM235 208H237V209H235ZM80 209V210H79ZM137 209V210H136ZM220 209V210H219ZM226 209V210H227ZM245 209V210H244ZM37 210H39V211H37ZM75 209L73 208V210L71 209V213L72 214H74L75 215V211H74ZM86 210V211H85ZM122 211H124V212H122ZM216 211V210H215ZM53 212H54V214H53ZM108 213L110 214V216L111 215H113L112 213H113V211L111 210H108ZM137 213V214H136ZM161 213V214H160ZM19 216V217H18ZM261 217V218H260ZM4 218V217H3ZM8 217H5L3 220H2V218H1V220H2V224L1 225H3V227L5 228V227H8L9 225L8 224H6L7 223V221H8V219H7ZM5 219H7L6 220V222H5ZM18 220H21V221H18ZM59 220H62V221H60V222H57V223H55L54 225H47V224H44V225H38V224H36L35 226H37L38 228L41 226L42 228H47L48 230H51V231H53V229H52V227L54 228V230H55V228H56V230H64L65 229V231H67V232H69L70 230H72V229H68L67 228V226L66 225H64V218L63 219H59ZM257 221V222H256ZM4 222H5V226H4ZM18 222V223H17ZM256 222V223H255ZM20 223V224H19ZM94 223H96V224H98L97 223V221H95ZM7 225V226H6ZM16 225V226H15ZM46 225V226H45ZM237 225V226H236ZM262 225V226H261ZM27 227V229H29L30 228V226L29 225H26ZM47 226H49V227H47ZM55 226V227H54ZM66 226V227H65ZM239 226V227H238ZM257 226V227H256ZM2 227V228H3ZM17 227H19V228H17ZM40 227V228H41ZM219 227V228H218ZM221 227V228H220ZM231 227H232V229H231ZM262 227V228H261ZM45 228V229H46ZM51 228V229H50ZM235 228V229H234ZM256 228H257V230H256ZM259 228V229H258ZM46 229V230H47ZM136 229H138V228H135V230ZM166 228L163 226V225H161L160 226V230L162 231L161 232V236L162 237H165V236H167L168 234H169V232L168 231H166L165 230ZM230 229V230H229ZM2 230V229H1ZM0 230V231H1ZM8 230V229H7ZM235 230V232L237 231V233L239 234H241L242 233V235H244V238H242V240L240 239H237V237H234L233 235H230V234H228L227 232H232V231H234ZM193 231V232H192ZM243 231H245V232H243ZM5 232H7L6 230H5ZM71 232H73V233H75V232H77V233H83V234H86L85 233V231H81V230H74L73 229V231H70V233ZM128 232H125L124 234H122V236L119 238V240H122V239H129V236H127L126 234H127ZM129 233H130V231H129ZM171 233V232H170ZM192 233V234H191ZM213 233V234H212ZM228 234V235H227ZM1 235V234H0ZM100 235V237H102V235L101 234H99ZM211 236L212 237V235H213V239L214 238H216V240H215V242L214 241H212V243L210 242V239H211V237H210V239H208V237L209 236ZM86 236V238H87V235H85ZM185 236V237H184ZM216 236V237H215ZM15 237L17 238L18 236L17 235H15ZM99 237V236H98ZM125 237V238H124ZM207 237V238H206ZM228 237H229V239H228ZM42 239V242H44L45 240L48 242V237H46V236H43V237H41ZM46 238V239H45ZM187 238V239H186ZM188 238H189V240H188ZM217 238H220V239H222V243H219L218 244V242L216 243V241H217ZM11 239L12 238H9V239H6V238H0V246L2 245V244H4V243H7V244H10L11 242ZM44 239V240H43ZM92 239H95V238H92ZM186 239V240H185ZM207 239V240H206ZM256 240V241H255ZM32 240H29V239H26L25 240V242L28 244V246H34V241H32ZM45 241V243L46 244H48L47 242ZM64 241H65V243H67L66 245H70V243H71V240H69L68 238H64ZM244 242V243H243ZM175 243V242H174ZM179 243V242H178ZM140 244H142V241H140ZM248 244V245H247ZM50 245V244H49ZM144 248V246L142 247V249L140 248V250L141 251H145V249H143ZM260 249V250H259ZM151 254V253H150ZM149 254V256H151ZM156 255H159L160 254V252H158V253H155ZM69 256V255H68ZM213 256V255H212ZM218 256V257H217ZM257 258V259H256ZM168 260V259H167ZM211 260V261H210ZM33 261V260H32ZM34 262V261H33ZM89 262V261H88ZM171 261L170 260H168L167 261V263L165 262V264H171L170 263ZM248 262H246V264H247ZM264 264V263H263Z\"/></svg>",
    "mask_w": 264,
    "mask_h": 264
}]
</instances>
